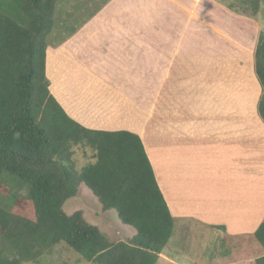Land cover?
I'll use <instances>...</instances> for the list:
<instances>
[{
	"label": "crops",
	"instance_id": "obj_1",
	"mask_svg": "<svg viewBox=\"0 0 264 264\" xmlns=\"http://www.w3.org/2000/svg\"><path fill=\"white\" fill-rule=\"evenodd\" d=\"M74 1L88 14L47 48L50 91L66 113L90 130L140 136L185 234L179 241L253 234L264 222V126L232 125L225 110L202 113L208 98L197 76L202 47L231 35L226 18L247 17L220 0H91L93 11ZM171 103L176 109L164 111ZM189 226L198 232L191 241Z\"/></svg>",
	"mask_w": 264,
	"mask_h": 264
},
{
	"label": "trees",
	"instance_id": "obj_2",
	"mask_svg": "<svg viewBox=\"0 0 264 264\" xmlns=\"http://www.w3.org/2000/svg\"><path fill=\"white\" fill-rule=\"evenodd\" d=\"M57 4L0 1V264H38L61 243L89 264H157L170 243L187 241H176L180 230L140 136L87 129L50 91L47 48ZM228 8L256 18L264 0H233ZM254 70L261 87L257 113L264 123V31ZM75 145L89 149L95 163L79 170L72 159ZM83 186L104 213L115 210L136 234L115 242L88 223L82 210L68 215L64 205ZM188 229L191 241L198 232ZM231 240L258 245L255 264H264V222L253 234L226 236L222 255L231 254L225 243Z\"/></svg>",
	"mask_w": 264,
	"mask_h": 264
},
{
	"label": "rangeland",
	"instance_id": "obj_3",
	"mask_svg": "<svg viewBox=\"0 0 264 264\" xmlns=\"http://www.w3.org/2000/svg\"><path fill=\"white\" fill-rule=\"evenodd\" d=\"M0 1L11 2L12 0ZM86 1L87 4H92V7H89L92 11L98 8L93 7L91 0ZM220 1H227L226 3L228 4V2L232 3L233 0ZM199 13H203V7L199 9ZM87 14L88 11L80 9L78 1L66 0L65 2L59 0L54 14L52 41L65 37L66 31L64 29L72 30L74 25L80 23ZM217 15H219V11H217ZM221 17L217 20L216 26L222 28ZM244 17H247V20L238 19L233 14H230L224 23L225 28L232 31L230 37L226 36L214 41L209 40L202 47L207 53L205 54L202 50L200 52V72L197 73L200 80L198 86L199 90H203L201 94H204L208 101L206 100L205 105H200V107L202 113H210L212 110L222 113L225 110L226 115L228 113L232 114V119H227L225 122L237 125L240 123L242 126L246 122L250 129L253 127L260 129L264 124H262L257 113L261 87L255 75L254 53L259 33L264 31V12L262 11L256 18ZM71 20L72 22L65 26L64 22ZM168 94L167 100H172L174 92ZM239 96L243 99L248 96L247 103H242L239 100ZM220 98H224L223 104ZM139 99L142 101L143 96L141 95ZM159 106V104L156 105L157 111ZM223 106H225V109ZM162 107L164 111L176 109L174 103L170 105L164 104ZM84 149L81 147L80 159L86 161V163H83L79 170L93 161L92 152L89 149ZM75 163L77 166L78 161H75ZM253 202L255 204V200ZM262 205H264V201ZM77 210H82L88 223L99 227L101 231L114 241L126 239L128 233L134 231L133 228L122 225L115 210L104 213L98 200L85 186L80 188L78 197L68 200L64 205V211L68 215ZM213 233L210 235L206 234L205 243H201V237L193 243H170L167 248V255H160L157 264H255L257 256L261 254L256 244L249 245L247 241L231 240L230 242H225L227 243V248L231 246V254L224 256L222 255L224 240L218 241V239H223V237H216V233ZM178 239L179 236L176 241ZM169 254H172L174 258H170ZM38 264L89 263L83 261L76 252L61 243L52 250L50 255L41 257Z\"/></svg>",
	"mask_w": 264,
	"mask_h": 264
},
{
	"label": "clouds",
	"instance_id": "obj_4",
	"mask_svg": "<svg viewBox=\"0 0 264 264\" xmlns=\"http://www.w3.org/2000/svg\"><path fill=\"white\" fill-rule=\"evenodd\" d=\"M15 135H16L17 137H19V133H16ZM83 143H84V145H86V141H84ZM84 150H88V149L85 148ZM71 151H72L73 153H75V155L72 157V159L75 160V161H78V163H77V168L79 169V168L83 165V163H86V161H83V160L80 159L81 145H75V146L71 149ZM91 163H95V161H91Z\"/></svg>",
	"mask_w": 264,
	"mask_h": 264
}]
</instances>
